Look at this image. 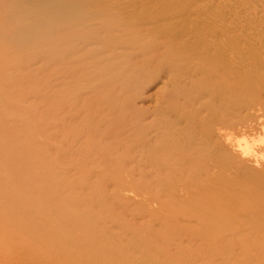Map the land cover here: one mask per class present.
<instances>
[{"label":"bare ground","instance_id":"1","mask_svg":"<svg viewBox=\"0 0 264 264\" xmlns=\"http://www.w3.org/2000/svg\"><path fill=\"white\" fill-rule=\"evenodd\" d=\"M239 4L0 0L4 44H33L37 50L22 53L20 61L50 63L52 117L51 152L42 168L30 172L21 152L26 159L17 161L20 179L0 181V264H211L206 240L224 249L217 260L220 249L212 253L213 264H264V155L258 154L264 147L254 148L262 143L255 139L240 145L236 136L235 144L226 133L234 126L243 133L264 128V0H246L237 11ZM206 19L213 22L210 31ZM133 62L138 66L132 69ZM144 65H154L156 76L172 73L174 81L166 87L155 80L152 85L161 83L164 91L145 107L138 88L152 76ZM206 98L218 107H206ZM6 113L0 111V119ZM10 135L21 142L15 131ZM51 170L53 177L61 170L130 180L126 186L113 181L111 198L102 187L97 193L85 185L86 193L73 197L64 191L70 178L61 177L64 188L55 191ZM223 172L227 176L215 178ZM33 188L39 192L35 200L29 199ZM127 192L140 196L132 205L142 210L131 213L142 216L139 223L124 220V213L117 220L114 213ZM206 205L217 216L212 227L205 222ZM48 206L52 213L43 212ZM101 211L106 218L100 219ZM195 245L205 249L198 252Z\"/></svg>","mask_w":264,"mask_h":264},{"label":"rangeland","instance_id":"2","mask_svg":"<svg viewBox=\"0 0 264 264\" xmlns=\"http://www.w3.org/2000/svg\"><path fill=\"white\" fill-rule=\"evenodd\" d=\"M241 1H246V0H240V4L236 7V9H237V11H240V10H242V9H244V6L243 7H241L240 5H243V2H241ZM235 9V10H236ZM259 13V12H258ZM261 13V12H260ZM259 13V14H260ZM263 13L264 12H262L261 13V15H263ZM257 14V13H256ZM206 18H208L207 17V14H206ZM208 20H210V19H208ZM207 19H206V28H208L207 30H209V28L211 27V25H213V22H211V20L210 21H208ZM214 27H211V29H213ZM1 30V29H0ZM2 31H3V29H2ZM210 31V30H209ZM6 32V31H5ZM2 33H4V31L3 32H1V34H0V37L2 38ZM263 34H264V32H263ZM0 38V49H1V46H2V50L0 51V111L1 112H4V111H7V116L5 117V116H3V118L2 119H0V151H1V156H0V159L6 164H4L2 161V167L3 168H1L0 169V181H3V179H5L6 181H9V182H11L12 180L13 181H15V180H17V179H20V170L17 168L18 166H17V161L18 160H20V161H24L25 159H26V157L28 158V159H26V161H24L26 164H28V170L30 171V172H32L33 170H35V168L37 169V170H40L42 167V164H43V161H44V158L46 157V156H49L50 155V153L49 152H51L50 151V144H51V139H50V123L52 122L50 119H52V117L50 116V93H48V90H49V88H51L50 87V75H51V72H49L51 69H50V63L48 62V61H45V60H43V61H40L38 58V60H34V59H32V60H30V59H22L23 61H20V58L21 57H23L22 55L24 54L25 55V53H30V54H33L34 52H35V49L37 50V48L36 47H34V46H32L33 44H30V45H27V44H25V43H19L18 41L16 42V40H11V41H9V42H7L6 41V43L4 44V42H5V39L3 40V39H1ZM3 40V41H2ZM8 40V39H7ZM13 41V42H12ZM12 44H11V43ZM15 42H16V44H15ZM15 44V45H14ZM11 45H12V48H14V49H12L11 48ZM6 46H7V48L9 49V48H11V50L12 51H10V52H8V51H6L7 50V48H6ZM21 47V48H20ZM29 49H28V48ZM6 48V50H3V49H5ZM16 48V49H15ZM20 48V49H19ZM26 48V49H25ZM35 48V49H34ZM17 49H18V51H17ZM25 49V50H24ZM14 50V51H13ZM7 53H6V52ZM23 53V54H22ZM5 56V57H4ZM21 56V57H20ZM24 58V57H23ZM6 59V60H5ZM10 60V61H9ZM19 60V61H18ZM30 60V61H29ZM8 63H7V62ZM32 61V62H31ZM15 62H17V64L15 63ZM18 62H19V64H18ZM23 62V63H22ZM43 62V63H42ZM23 65H22V64ZM29 63H30V65H29ZM42 63V64H41ZM38 64V65H37ZM126 64V63H125ZM124 64V65H125ZM133 64V66H132V69L133 68H135L136 66H138V63H136V62H133L132 63ZM150 64V63H149ZM19 65V66H18ZM21 65V66H20ZM142 64H140L139 63V66H141ZM23 66H25V67H23ZM30 66V67H29ZM36 66V67H35ZM42 66H43V69H42ZM145 67H147V69L146 70H148L149 71V73H150V75L152 76L151 78H149V79H147V80H144V83L143 84H141L140 83V87L138 88V91L141 93V95L142 96H144V99L140 102V104L142 105V106H149V105H152L153 104V102H154V99L155 98H157V97H159V96H161L162 95V93H163V91H164V86L165 85H161V83L159 84V86L157 87V85L155 84V85H152L154 82H155V80H164V81H166V87H171V86H173V84H174V81H172V80H170V78H169V76H170V74H172V73H163V74H160V76H156V70H155V68H154V65H144ZM18 67H20V69L18 68ZM26 67H27V69H26ZM129 67V64H126V66L125 67H122V69L123 70H125V69H127ZM15 68V69H14ZM18 68V69H17ZM24 68V69H23ZM40 68V69H39ZM46 68V69H45ZM209 68V67H208ZM17 69V70H16ZM23 69V70H22ZM26 69V70H25ZM29 69H30V71H29ZM34 69H36V70H33ZM39 69V70H38ZM41 70V71H40ZM9 71V72H8ZM14 71V72H13ZM17 71V72H16ZM25 71V72H24ZM29 71V72H28ZM36 71V72H35ZM40 71V72H39ZM43 71H45V72H48L47 74L46 73H42ZM21 72H22V74H21ZM28 73H31V75H29ZM37 73V74H36ZM34 74V75H33ZM1 75L3 76L4 75V77H1ZM43 76H44V78H43ZM49 76V77H48ZM46 77H48V79L46 78ZM38 78H40V79H38ZM144 78H146V76H144ZM2 79H5V80H2ZM36 80V81H34V80ZM38 79V80H37ZM42 79H44V80H42ZM39 80H42V81H39ZM29 81V82H28ZM32 81H34V82H32ZM29 83V85H28V83ZM32 82V83H31ZM18 83V84H17ZM20 83H21V85H20ZM11 84V85H10ZM47 84V85H46ZM49 84V85H48ZM15 85V86H14ZM39 85V86H38ZM43 85V86H42ZM30 86L31 87H36V88H34V89H37V92H36V90L35 91H33L34 89H31L30 90ZM161 86V87H160ZM44 87V88H43ZM48 88V89H47ZM40 89H41V91H40ZM59 89H61L62 90V87L60 88L59 87ZM45 90V91H44ZM51 90V89H50ZM49 90V92H51ZM40 92H41V94H40ZM47 92V93H46ZM18 93H20V95L18 94ZM37 93H39V94H37ZM44 93H46V94H44ZM43 94V95H42ZM24 97V98H23ZM208 99L209 98H206V107H218V106H216V105H214V104H212L211 102H209L208 101ZM20 100V101H19ZM24 100V101H23ZM21 104V105H20ZM3 107V108H2ZM6 107V108H5ZM8 108V109H7ZM259 108V107H258ZM10 109V110H9ZM209 110L210 109H206V114L209 112ZM12 111V112H11ZM17 112V113H16ZM23 112V113H22ZM28 112V113H27ZM37 115V116H36ZM13 116V117H12ZM19 116H21V117H19ZM30 117V118H28V117ZM18 117V118H17ZM26 117H27V119H26ZM61 117V116H60ZM16 118V119H15ZM20 118V119H19ZM40 118V119H39ZM29 122H27L26 120ZM23 121V122H22ZM26 121V122H25ZM31 121H32V123H31ZM28 123V124H27ZM31 123V124H30ZM19 124H20V126H19ZM253 124V123H252ZM27 125V126H26ZM235 128H233V127H228V128H226V133L227 134H229L228 136L229 137H231V138H233L235 141H234V143L235 144H237V142H236V137H238V140L240 141V145H243V143L245 142V143H248L249 142V145H251V144H254V143H250V141L253 139V142H255V140H256V143H258L257 141H261L262 143H258V144H254L255 145V147L254 148H257L258 149V147H260V148H263L264 147V134H263V132H264V128H262V127H260L259 126V128L258 129H254V130H249L248 132H246V133H243L244 131H242V129H239V127L237 128L236 126H234ZM252 127H254V126H252ZM27 128H28V130H27ZM231 128V129H230ZM260 128H261V130H260ZM237 129V130H236ZM263 129V130H262ZM16 132L17 133V137H18V139L19 138H22V140H21V142H20V139H19V141H15V140H13L14 138L10 135V133L11 132ZM19 132V133H18ZM232 134V135H231ZM39 135V136H38ZM243 135V136H242ZM258 135V136H257ZM236 136V137H235ZM247 136H249V137H247ZM9 137V138H8ZM11 137V138H10ZM30 138H32L33 140V142L31 143V142H29L30 140ZM251 138V139H250ZM258 138H263V139H261V140H258ZM24 139V140H23ZM255 139V140H254ZM11 140H13V141H11ZM237 140V141H238ZM245 140H247V141H245ZM248 140H250V141H248ZM24 141H25V143H24ZM34 141H36V142H34ZM241 141H243V142H241ZM16 142V143H15ZM252 142V141H251ZM18 143V144H17ZM28 143V144H27ZM35 143V144H34ZM39 143V144H38ZM30 144V145H29ZM37 144V145H36ZM239 144V143H238ZM18 145L19 146H22L21 148V150L19 151V147H18ZM27 145H29V147H30V149H29V147L27 146ZM42 145H44V146H42ZM258 145V146H257ZM261 145H262V147H261ZM24 146V147H23ZM1 147H4V148H2L1 149ZM25 148V149H24ZM3 150H5L4 152H2ZM30 150V151H29ZM43 150V151H42ZM46 150H47V152H46ZM34 151V152H33ZM39 151V152H38ZM40 151L42 152V153H40ZM6 152H8V154H6ZM21 152H24L23 154H24V156H26L24 159H23V157L24 156H22L21 158H19L20 156H18L19 155V153L21 154ZM264 152V151H263ZM263 152H261V154H260V152H258V154L259 155H264V153ZM35 153V154H34ZM36 153H37V155H36ZM5 154V155H4ZM27 154V155H26ZM39 154V155H38ZM45 154V155H44ZM47 154V155H46ZM36 155V156H35ZM43 155V156H42ZM16 156V157H15ZM32 156H33V159H32ZM8 158V159H7ZM40 158V159H39ZM5 159V160H4ZM30 160V161H29ZM33 160V161H32ZM35 162V163H34ZM7 164H9V165H7ZM16 164V165H15ZM35 164H37V165H35ZM41 164V165H40ZM32 165V166H31ZM6 167V168H5ZM31 168H33V169H31ZM17 170V171H16ZM19 170V171H18ZM52 170H56V169H52ZM52 170H51V172H50V178L51 177H53V174L52 173H56V171H54V172H52ZM6 171V172H5ZM60 172H57V173H59L58 175L56 174V175H54V177H55V179H54V177L52 178L53 180H55L54 182H56V189H55V191H58V189L61 191V190H63V188H64V186L62 187V185L64 184V185H66L68 182H69V178H70V182L72 183V185L70 184V182H69V184H67L66 185V187L67 186H69V187H71V188H69V187H67L66 189H64V191L66 190V192H68V194L67 195H72L73 197L75 196L74 194H79L80 196H82V193H86V190L87 191H90V189L92 188L93 190L95 189V188H97L96 190H97V193H99L100 192V190H101V187L103 188V190L105 189V194L106 195H109L108 194V191H109V193L111 194L112 192H111V190L113 191V186L115 185H113V181L115 182V183H117L119 186L121 185H128L129 183L127 182L128 180H130V176L129 175H119L118 174V176L117 175H113V177H101V179H100V177H98V176H92V174L90 175V178H89V176H84L83 174H79V176H78V173H76V172H74V171H72V173L71 174H69L68 173V175H69V177H68V175L66 174L65 175V173H63V171H61V170H59ZM1 172H3L2 174H1ZM17 172H19V173H17ZM34 172H36V171H34ZM38 172V171H37ZM62 173V176L60 175ZM76 173V174H75ZM216 174V177L215 178H224V176H227V172H223V173H215ZM4 175H6V176H3ZM19 175V176H18ZM64 175V176H63ZM71 175V176H70ZM2 176V177H1ZM57 176L59 177V180H56L57 179ZM10 177H12L11 178V180H8ZM61 177H63L64 179L67 177L68 178V182H66V184H65V181L62 179V185L60 186V187H62V189L61 188H59V183H60V181H61ZM97 177V178H96ZM17 178V179H16ZM67 178L65 179V180H67ZM75 180L74 181V183H73V180ZM78 178V179H77ZM81 178H82V180H81ZM86 178H89V179H86ZM99 178V179H98ZM108 178V179H107ZM84 179V180H83ZM85 179H86V181H85ZM102 179H104V181L105 182H103V180ZM106 179V180H105ZM4 180V181H5ZM51 180V179H50ZM79 180V181H78ZM231 180L233 181V182H238L239 183V181H240V177H236V176H231ZM95 181V183H93ZM100 181L101 182H103V184H105L106 186H104L103 187V185H100L101 183H100ZM108 181V182H107ZM18 182V181H17ZM82 182V183H81ZM107 182V183H106ZM110 182H111V184H110ZM76 183V184H75ZM86 183V184H85ZM91 183V184H90ZM93 183V184H92ZM123 183V184H122ZM18 184H20V183H18ZM76 186H75V185ZM116 184V185H117ZM74 185V186H73ZM84 185H85V189L86 190H84L82 187H84ZM90 185H91V187H90ZM73 187L74 188H76L75 190L73 189ZM111 187V188H110ZM12 188H10V190H11ZM69 189V190H68ZM73 189V190H72ZM80 189H82V190H80ZM98 189H100L99 191H98ZM34 190V191H33ZM33 190L32 189H30V191H29V199H31V200H35L37 197H39V192H38V189L37 188H33ZM71 190V192H69ZM32 191V192H31ZM76 191V192H75ZM107 191V192H106ZM74 194H73V193ZM69 193H71V194H69ZM128 193V192H127ZM131 193V192H130ZM129 194V193H128ZM127 194V195H128ZM9 195H10V191H8V192H6L3 196H2V198L1 199H7L8 197H9ZM79 195H77L78 197H80ZM126 195V194H125ZM127 195L126 196H124L123 197V195H121L122 196V198H123V200H122V198H121V200L120 201H122V203H123V201H124V203L122 204L121 203V205L119 204L118 206H115V207H117V210L116 209H114V211H117V212H114L115 214H116V217H117V220H118V218L119 217H121L122 215H123V213H124V216H122V218L124 219V220H131V219H133L135 222H140V220H141V217H138L139 215H137V217H136V214H138V211H137V208L139 209V211H141L142 210V205H140L139 204V206H134V205H136L135 204V202L136 201H139L138 199H140V196L138 195V194H136V193H133V194H129L128 195V198H127ZM76 196V197H77ZM69 197H71V196H69ZM72 197V198H73ZM109 197L111 198V196L109 195ZM138 198V199H137ZM136 201H135V200ZM141 200V199H140ZM126 201H128L129 202V204H128V202L126 203ZM130 201H131V206H130ZM134 201V202H133ZM143 201V200H142ZM126 203V204H125ZM134 203V205H132ZM115 205H117V204H115ZM124 205H125V207H124ZM130 206V207H127V206ZM138 205V204H137ZM147 205V204H146ZM121 206V207H120ZM123 206V207H122ZM133 206V207H132ZM207 206L208 205H206V219H205V222H206V225H208V226H210V227H212V226H214L215 224H217V219H216V217L217 216H213V213L209 210V209H207ZM128 209H127V208ZM132 207V208H131ZM119 208V209H118ZM121 208V209H120ZM123 208H125V209H123ZM147 208H150V209H154V208H156V207H152L151 205L150 206H147ZM127 209V210H126ZM130 209V210H129ZM132 209H135V210H132ZM207 210H209V211H207ZM50 212L51 211V213L53 212V210H52V208L50 207V206H48V207H46L45 209H44V211L43 212ZM132 211L133 212H135L133 215L131 214L132 213ZM105 212V211H104ZM97 213V212H96ZM122 213V214H121ZM129 215V217L126 215ZM99 214H102L101 216H99L100 217V219H103V218H106V217H104L103 215H104V213L101 211ZM98 215V214H97ZM106 215H107V213H106ZM120 215V216H119ZM125 215H126V217H127V219H126V217H125ZM22 215H15V217H14V219H16L17 217L19 218V217H21ZM103 216V217H102ZM115 216V215H114ZM25 217V216H24ZM102 217V218H101ZM115 217V218H116ZM17 218V219H18ZM122 218H120L121 220H122ZM131 218V219H130ZM138 218V219H137ZM119 219V220H120ZM113 220V219H112ZM116 221V220H115ZM1 223H2V221L0 220V225H1ZM116 229V228H115ZM117 230V229H116ZM235 239V237H228L227 238V240H228V246H230L229 244L230 243H232L233 242V240ZM226 243H224V244H226ZM221 244V243H220ZM226 244V245H227ZM197 248H196V250H198V252H201L202 250H204L205 248H203V247H201V246H197V245H195ZM217 247H211L210 245H209V242L206 240V254H208V253H211V254H208V255H210V257L209 256H207L206 258H210L209 260L211 261V264H213L212 263V260H214V258L212 257L214 254H212V253H214V252H217L218 251V248L220 249V246L219 245H216ZM222 246H223V244H222ZM228 248V247H227ZM222 249V248H221ZM220 249V251H218L217 253H216V256H215V258H216V260H217V256L220 254V253H222V250H224V249H222L221 250ZM1 250V249H0ZM214 250V251H213ZM197 252V251H196ZM224 253V252H223ZM212 255V256H211ZM39 264H45V261L44 260H40L39 261ZM206 264H209L208 262H207V260H206Z\"/></svg>","mask_w":264,"mask_h":264}]
</instances>
